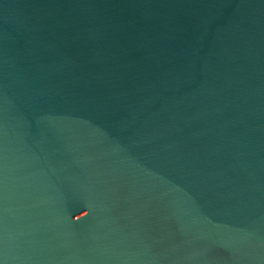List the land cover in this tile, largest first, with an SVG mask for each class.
I'll use <instances>...</instances> for the list:
<instances>
[{
    "label": "water",
    "instance_id": "water-1",
    "mask_svg": "<svg viewBox=\"0 0 264 264\" xmlns=\"http://www.w3.org/2000/svg\"><path fill=\"white\" fill-rule=\"evenodd\" d=\"M0 264H264V0H0Z\"/></svg>",
    "mask_w": 264,
    "mask_h": 264
}]
</instances>
